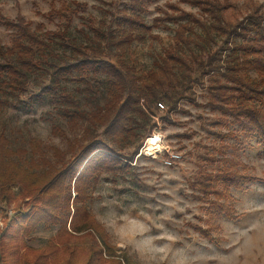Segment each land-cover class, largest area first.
<instances>
[{
    "label": "trees",
    "instance_id": "1",
    "mask_svg": "<svg viewBox=\"0 0 264 264\" xmlns=\"http://www.w3.org/2000/svg\"><path fill=\"white\" fill-rule=\"evenodd\" d=\"M150 1L126 0L121 8L110 11L113 23L104 25V29L95 27L91 45L68 42L73 20L70 13L77 14L84 9L83 3L74 2L73 6L64 2L56 12L66 19L65 28L48 30L43 35L32 29L23 15L15 19L1 16V22L14 29L16 38L10 49H4L0 43V84L18 96L28 89L31 73L42 61L52 67L53 78L48 83L31 93L29 100L19 98L25 109L31 110L57 91L63 81L69 80L85 82L92 92L98 90L94 83H102L107 101L96 103L95 109L87 112L72 93H60L62 99L75 106L71 109L75 122L87 117L104 127V138H98L92 131L86 134L89 141L82 146L81 154L90 157L88 163H92V170L88 174L85 170L79 171V167L73 169L71 163L51 166L50 170L38 173L11 159L16 151L0 135V202L10 205L21 197L15 214L7 215L8 220L0 226V264H138L127 254L115 252L101 224L85 204L88 181L94 180L95 170L116 171L130 166L143 141L131 154L117 152L110 143L121 144L123 140L138 138L139 128L156 115L160 110L158 105L165 102L167 112L176 110L182 98H193V85H203L205 79L209 81L207 105L217 115L213 125L218 129L223 147L239 152L248 138L255 137L264 154L263 5L252 4L244 16L240 11H230L227 16L226 11L232 5L228 0L223 3L186 0L198 6L201 15L173 3L167 5L154 21L156 25L159 22L178 24L173 42L158 55L153 68L139 75L123 62L114 63L109 53L113 49L125 52L134 41H144L148 36L159 39L143 16ZM196 26L201 33L195 32ZM215 35L223 37V45L210 52L204 44L213 42ZM56 38L66 40L72 53H57L52 44ZM232 125L234 128H229ZM150 133L151 129L147 134ZM228 137L235 142L226 143ZM226 153L219 147H211L202 156L207 163L222 162L211 171L209 166L202 167L198 176L199 182L204 181L202 185H206L202 189L206 200L211 193L223 194L220 185L240 187L245 177L251 178L229 167L236 162L224 157ZM216 168L217 172L211 173ZM213 206L218 211L223 207L218 200ZM42 222L57 224L59 228L44 246L33 247L28 240Z\"/></svg>",
    "mask_w": 264,
    "mask_h": 264
},
{
    "label": "rangeland",
    "instance_id": "2",
    "mask_svg": "<svg viewBox=\"0 0 264 264\" xmlns=\"http://www.w3.org/2000/svg\"><path fill=\"white\" fill-rule=\"evenodd\" d=\"M125 1L0 0V43L4 49H10L16 38L14 29L7 28L1 22V16L15 19L23 15L32 29L43 35L48 30L65 28L66 19L56 12L64 2L73 6L74 2H79L85 8L77 14L70 13L73 20L68 42L91 45L96 33L94 28L100 26L104 29V25L112 24L110 11L115 12ZM228 1L232 5L226 11L227 16L230 11H240L244 16L252 4L263 5L264 10V0ZM172 3L201 15L199 7L186 0H151L143 16L159 39L148 36L144 41H134L122 53L113 49L109 53L110 59L117 65L125 63L139 75L153 68L158 55L173 42L178 27L174 22L156 25L154 19L162 14L161 9ZM195 32L201 33V29L196 26ZM65 41L56 38L52 44L57 53L69 55L72 48ZM222 45L223 37L220 35H215L210 44H204L210 52ZM195 49L199 50L196 46ZM51 70L49 63L42 61L41 66L31 73L28 89L18 96L0 84V135L3 134L9 141L8 147L16 151L11 159L38 173L50 170L51 166L71 163L73 169L79 167V171L85 170L88 174L92 170V163H88L90 157L81 154L82 146L89 141L86 134L92 131L98 138H104V127L87 117H80L75 122L71 111L75 106L62 99L60 93H72L79 100L80 107L89 112L98 103L107 101L106 87L102 83H94L98 90L92 92L85 82L63 81L57 91L47 95L31 110L29 107L25 109L19 98L28 99L31 93L48 83L53 78ZM208 83L205 79L203 85H193V98H182L176 110L167 112L165 102L158 105L160 110L156 115L139 128L138 138L123 140L121 144L110 143L117 152L131 154L143 141L130 166L116 171L95 170L92 172L94 180L88 181L85 204L101 224L115 252L127 254L138 264H264L262 147L255 137L248 138L239 152L223 147L217 135L218 129L213 125L217 115L207 105ZM232 127L234 125L229 128ZM149 129L151 133L148 135ZM151 136H157L159 140L154 150L147 145ZM232 142H235L234 138L228 137L226 143ZM145 147L152 154L160 151L156 156H150L142 152ZM211 147L227 152L224 157L236 162L235 166L229 167L251 178L245 177L240 187L220 185L219 190H223V194L216 196L211 193L206 200L202 192L206 185H202L204 181L199 182L198 176L202 167L209 166L211 171L222 163L219 160L207 163L202 159ZM168 150L181 155L170 166L165 163ZM122 163L125 164L124 161ZM74 196L75 193L72 202ZM215 200L223 206L220 211L213 206ZM20 203L21 197L10 205L0 202L1 227L8 220L7 215L15 214ZM58 228L59 225L51 222L38 224L30 235L29 245L44 246Z\"/></svg>",
    "mask_w": 264,
    "mask_h": 264
},
{
    "label": "built area",
    "instance_id": "3",
    "mask_svg": "<svg viewBox=\"0 0 264 264\" xmlns=\"http://www.w3.org/2000/svg\"><path fill=\"white\" fill-rule=\"evenodd\" d=\"M159 141V140H158ZM160 150L156 151L155 154H152L150 152L147 151L146 147L143 149L142 148V152H145L146 154L150 155V156H156L157 152H159ZM168 156L166 157L165 163L170 166L172 165L175 161L179 160L181 158V155L177 152L168 150Z\"/></svg>",
    "mask_w": 264,
    "mask_h": 264
},
{
    "label": "bare ground",
    "instance_id": "4",
    "mask_svg": "<svg viewBox=\"0 0 264 264\" xmlns=\"http://www.w3.org/2000/svg\"><path fill=\"white\" fill-rule=\"evenodd\" d=\"M157 140H158L157 136H151L148 138L147 145L150 148V150H154L156 147H158Z\"/></svg>",
    "mask_w": 264,
    "mask_h": 264
}]
</instances>
